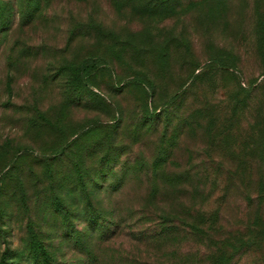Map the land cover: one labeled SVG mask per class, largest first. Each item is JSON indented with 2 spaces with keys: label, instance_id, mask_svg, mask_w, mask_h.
Returning <instances> with one entry per match:
<instances>
[{
  "label": "rangeland",
  "instance_id": "374dc122",
  "mask_svg": "<svg viewBox=\"0 0 264 264\" xmlns=\"http://www.w3.org/2000/svg\"><path fill=\"white\" fill-rule=\"evenodd\" d=\"M216 248L264 264V0H0V264Z\"/></svg>",
  "mask_w": 264,
  "mask_h": 264
},
{
  "label": "trees",
  "instance_id": "16d2710c",
  "mask_svg": "<svg viewBox=\"0 0 264 264\" xmlns=\"http://www.w3.org/2000/svg\"><path fill=\"white\" fill-rule=\"evenodd\" d=\"M85 70L87 69L86 67L84 68ZM178 94H175L172 99L169 100V103H171L172 101H174L177 98ZM168 103V104H169ZM155 235H157V233H152L150 238H154ZM241 244V243H239ZM215 253L214 255H212L210 258V262L211 264H232L233 259L235 258L236 254L238 251H230V252H225L223 250H221V248H216L214 249Z\"/></svg>",
  "mask_w": 264,
  "mask_h": 264
}]
</instances>
